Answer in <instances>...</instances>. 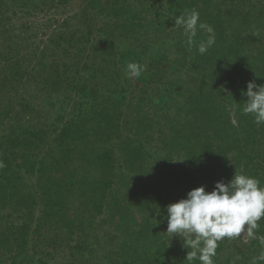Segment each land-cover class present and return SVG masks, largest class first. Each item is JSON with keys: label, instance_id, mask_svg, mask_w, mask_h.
Masks as SVG:
<instances>
[{"label": "trees", "instance_id": "obj_1", "mask_svg": "<svg viewBox=\"0 0 264 264\" xmlns=\"http://www.w3.org/2000/svg\"><path fill=\"white\" fill-rule=\"evenodd\" d=\"M192 8L215 31L205 55L207 33L189 51L174 26ZM253 80L264 0H0V264H188L166 206L235 171L264 185V124L243 113ZM261 251L225 238L215 261Z\"/></svg>", "mask_w": 264, "mask_h": 264}, {"label": "clouds", "instance_id": "obj_2", "mask_svg": "<svg viewBox=\"0 0 264 264\" xmlns=\"http://www.w3.org/2000/svg\"><path fill=\"white\" fill-rule=\"evenodd\" d=\"M174 26L183 30L189 51L194 46L198 31L208 34L206 41L196 45L200 55H205L216 43L213 27L201 21L196 8L174 16ZM124 71L127 78H139L146 71V65L131 61L125 65ZM243 94L248 98L243 113L253 115L256 125L264 124V85L249 81ZM236 108L234 104L232 110ZM5 166L0 160V169ZM166 215L165 233L170 234L171 239L174 235L183 238V247L190 249L186 255L188 264L195 260H199L200 264H216L219 243L225 238L233 239L242 234L257 240L264 249V234H259V221L264 219V185L255 176L235 171L228 183L217 181L211 191H206L203 185L197 187L189 191L186 198L167 205ZM239 259L237 255L233 264ZM259 261H264V251L252 259V264H259Z\"/></svg>", "mask_w": 264, "mask_h": 264}, {"label": "rangeland", "instance_id": "obj_3", "mask_svg": "<svg viewBox=\"0 0 264 264\" xmlns=\"http://www.w3.org/2000/svg\"><path fill=\"white\" fill-rule=\"evenodd\" d=\"M66 15H67V13H66V9H61L60 11H59V13L56 15V17L54 18L52 15H47V16H37V19H35L33 22H32V24H33V29H32V31L33 32H37V31H39V34H41V32H40V26L42 25V24H46V25H48L47 27H49V29H46L45 28V30L47 31V33H49V32H51L52 30H54V28H55V24L56 23H49L48 21L49 20H52V18L53 19H56V20H61V19H64V18H66ZM44 29H43V34L46 32ZM39 40V39H38ZM36 41V39H35V41H33V42H35V43H37V42H39V41ZM31 45V44H30ZM24 52H27L26 50L24 51ZM243 236H244V238H246V234H242Z\"/></svg>", "mask_w": 264, "mask_h": 264}]
</instances>
